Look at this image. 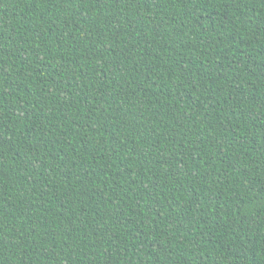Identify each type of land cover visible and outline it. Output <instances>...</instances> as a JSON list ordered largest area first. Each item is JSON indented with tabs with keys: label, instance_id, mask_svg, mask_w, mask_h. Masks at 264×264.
I'll return each mask as SVG.
<instances>
[{
	"label": "trees",
	"instance_id": "1",
	"mask_svg": "<svg viewBox=\"0 0 264 264\" xmlns=\"http://www.w3.org/2000/svg\"><path fill=\"white\" fill-rule=\"evenodd\" d=\"M0 264H264V0H0Z\"/></svg>",
	"mask_w": 264,
	"mask_h": 264
}]
</instances>
